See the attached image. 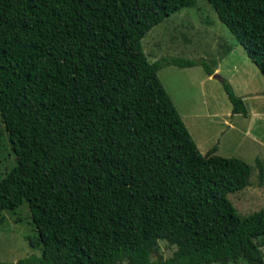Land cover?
<instances>
[{"label": "trees", "instance_id": "obj_1", "mask_svg": "<svg viewBox=\"0 0 264 264\" xmlns=\"http://www.w3.org/2000/svg\"><path fill=\"white\" fill-rule=\"evenodd\" d=\"M196 1L0 0V117L15 158L0 214L27 203L40 250L0 264H264V208L240 215L227 197L250 185V165L201 153L158 77L214 64L143 50ZM206 1L264 75V0ZM159 240L170 257L152 258Z\"/></svg>", "mask_w": 264, "mask_h": 264}, {"label": "rangeland", "instance_id": "obj_2", "mask_svg": "<svg viewBox=\"0 0 264 264\" xmlns=\"http://www.w3.org/2000/svg\"><path fill=\"white\" fill-rule=\"evenodd\" d=\"M142 46L150 62L162 57H181L214 64L215 77H208L200 65H163L158 77L201 153L216 146V154L237 157L250 165V185L227 195L237 212L248 215L264 208V179L261 185L257 165L259 162L264 169V75L258 67L206 0H197L194 6L164 18L145 34ZM222 80L242 98L246 116L232 113ZM14 164V154L0 117V179ZM35 235L27 203L15 211H3L0 261L16 262L30 254H40L27 241ZM174 249L165 240H159L158 251L152 258H168ZM261 250L264 259V246ZM235 264L248 263L241 259Z\"/></svg>", "mask_w": 264, "mask_h": 264}, {"label": "crops", "instance_id": "obj_3", "mask_svg": "<svg viewBox=\"0 0 264 264\" xmlns=\"http://www.w3.org/2000/svg\"><path fill=\"white\" fill-rule=\"evenodd\" d=\"M215 69H217V67H216ZM217 70H218V69H217ZM214 73H215V72H214ZM214 73H213L212 75H208V77H211V76H214V77H215L216 75H215ZM198 149H199V148H198Z\"/></svg>", "mask_w": 264, "mask_h": 264}, {"label": "water", "instance_id": "obj_4", "mask_svg": "<svg viewBox=\"0 0 264 264\" xmlns=\"http://www.w3.org/2000/svg\"><path fill=\"white\" fill-rule=\"evenodd\" d=\"M217 76V75H216Z\"/></svg>", "mask_w": 264, "mask_h": 264}]
</instances>
